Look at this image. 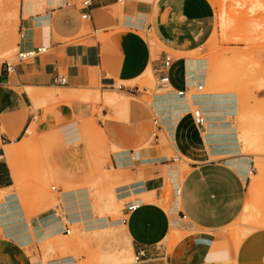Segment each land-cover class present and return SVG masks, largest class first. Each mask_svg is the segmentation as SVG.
Returning a JSON list of instances; mask_svg holds the SVG:
<instances>
[{
  "label": "crops",
  "instance_id": "1",
  "mask_svg": "<svg viewBox=\"0 0 264 264\" xmlns=\"http://www.w3.org/2000/svg\"><path fill=\"white\" fill-rule=\"evenodd\" d=\"M212 12L209 0H90L87 6L72 0L69 5L48 7L42 14L20 19L19 32L23 37L19 36L18 50L45 49L12 63L8 72L0 71V214H18L16 218L12 216L0 222V264H41L35 259L36 251L32 245L36 241H44L45 238L41 236L49 227L47 222H52L51 230L58 229L49 238L63 233L64 222L72 223L62 200V217L56 210L48 213L30 212L28 215L24 212V200L33 191L31 187H22L21 184L29 182V178L19 175L18 167L8 162L12 161L16 152L11 145L22 140L28 142L35 136L32 132H49L56 123L60 124L61 131L72 118L87 116L89 112L80 101L89 100L79 96L87 90L93 91L97 86L112 87L121 81L117 84L119 89L131 93L129 89L139 87V84L129 82L143 70L149 69L153 75L157 74L163 55L167 54L162 47L182 53L190 28L210 17ZM82 13H87L88 17L82 18ZM144 29L150 33L153 47L141 35ZM157 46L161 49L157 50ZM179 60L172 59L168 70L170 82L174 88L184 84L191 88L194 84L190 85L186 81L185 59L182 64ZM56 75H64L65 82H54L53 77ZM50 87H57L60 92ZM83 88H86L83 92L69 94L72 89ZM169 92L179 99L184 98L179 97L174 90ZM44 96L54 97L55 104L50 109L41 107L36 111L32 102L40 101ZM94 98L106 106L115 105L119 108L117 112L102 109L101 119L96 120L97 125L94 124L97 126L94 131L98 142L106 145L104 163L120 168L123 175L127 176L113 187L116 201L138 198L140 202L139 207L128 213H125L122 205L120 214L125 217L124 221L119 218L118 223L111 224L120 228L114 236L123 241L122 245L128 253L139 255L137 260L129 264H264L263 227L247 228L236 241L221 223L203 225L193 220H182L186 214L180 205L183 204L185 211L191 215L193 208L186 202L187 181L181 182V166L174 162L176 159L170 160L168 153L174 150L193 158L199 155L200 150L203 152L198 148L200 139L197 131L188 128L193 123L191 103L198 99L191 101L187 95L184 98L185 110L166 118L160 110L163 107L156 106V102L152 101L153 95L150 107L154 113H161L159 116L165 121L161 123L153 113L149 116L139 105L130 107V98L120 93H99ZM202 111L205 123L200 137L206 148L203 156L207 155L206 158L192 160L189 165L192 168H212L217 166L215 164L219 167L223 164L241 180H246L251 173L248 157L227 158L215 164L213 159L207 157L233 154L239 151V147L235 128L221 110L213 107ZM32 113L36 114V119L24 138ZM167 121L173 122L170 127L166 126ZM74 123L77 131L73 136L78 137L69 142H65L62 136V139L57 137L48 155L49 161L56 167V175L60 176V171H63L66 175L62 176L72 180L90 175L94 167L84 142H81L77 121ZM162 126L168 133L165 135L169 138L166 144L160 143L158 132L162 131ZM252 152L255 155L264 153L263 139L255 140ZM163 164L166 165V176L179 188L168 206V213L163 210L161 203H144L143 199L136 197L150 189H155L156 199L160 197L162 179L154 172ZM199 179L203 184L208 182L205 176ZM181 184L184 185L183 192ZM57 188L60 193V187ZM76 189L79 191L74 192ZM73 190L76 199L73 205L79 199H86L89 206L84 215L95 217L88 189ZM79 194L83 196L80 198ZM30 199L34 200L33 197ZM104 216L109 218L108 215ZM172 219L177 220V223L172 222ZM79 222L83 229L92 224L91 219L86 218H79L76 223ZM196 224L199 229L175 233L173 238L176 239L169 246L173 236L171 227L195 228ZM78 259L69 253L48 259L45 264H78Z\"/></svg>",
  "mask_w": 264,
  "mask_h": 264
},
{
  "label": "rangeland",
  "instance_id": "2",
  "mask_svg": "<svg viewBox=\"0 0 264 264\" xmlns=\"http://www.w3.org/2000/svg\"><path fill=\"white\" fill-rule=\"evenodd\" d=\"M24 2L25 0H0V62L6 60L15 63L19 60L17 43L20 19L36 13L42 14L48 8L43 0L39 8L36 5L29 8ZM209 3L213 7L211 16L193 24L182 46V53L168 48L162 47V49L171 56V59L180 58L181 64L183 59L188 57L198 56L207 60L208 74L203 81L199 82L202 83V89L194 92V86H192L187 92L189 97L198 99L197 102L191 103V107L197 105L201 110L213 107L221 110L226 120L235 128L239 147V151L233 154L207 157L213 159V163L227 158L248 157L251 173L243 181L232 169H228L223 164L221 167L214 163L217 166L212 168H192L189 165L192 160L206 158L207 155L203 156L206 148L200 137V131L203 128H197L193 123L188 128H194V131H197L200 139L198 148L203 152L200 150L199 155L192 158L187 154L170 150L168 157L170 160L176 158L174 162L181 166V182L187 181L186 202L192 206L193 214L185 211L184 205L181 204L180 209L186 214L182 220H193L203 225L212 222L221 223L227 228L225 230L238 241L247 228H264V153L255 155L252 152V144L255 140H264V0H209ZM141 35L153 47L150 33L146 29L141 32ZM160 49L161 47L157 46V50ZM120 82L118 81L112 87L97 86L94 87L95 90H87L79 95L82 99L89 100H78L89 112L87 116L72 118L71 122L61 128V131L60 124L56 123L49 132L43 134L32 132L35 136L28 142L22 140L20 143L11 145L16 152L13 154L12 161L7 160L9 164L12 162L15 167H18L19 175L29 178V182L21 184L22 187H29V189L31 187L33 191L24 200V212L28 215L30 212L48 213L56 210L62 217V200L68 215L71 216L69 234L59 233L49 238L51 234L58 231V229H50L52 222L49 220L47 222L49 227L44 233H50L43 237L49 239L36 241L32 245V249L36 251L35 259L41 264H45L48 259L69 253L79 258L78 264H129L134 261L133 252L129 254L122 245L123 241L114 236L120 228L111 226L118 223L119 218L122 217L120 208L124 203V201H116L113 187L123 182L127 176L123 175L124 172L120 171V168H113L110 163H104L106 145L98 142L94 131L97 128L96 120L101 119L102 109L117 112L119 108L115 105L106 106L101 100H96L94 95L117 92L130 98V107L139 105L149 116L156 111L154 113L150 107L151 94H131L117 88ZM135 82L139 84V87L152 88L154 86L153 72L149 69L143 70L129 83ZM50 88L60 92L57 87ZM85 90L86 88L72 89L69 94ZM55 102L54 97L44 96L40 101L32 102V107L36 111L41 107L50 109ZM156 115L159 122H165L157 113ZM75 121L82 136L81 142H84L94 167L90 175L72 180L62 176L66 175L63 171H60V176L56 175V167L49 161L48 155L50 146L53 142L56 143L57 137L62 136L65 142L78 137L73 136L77 131ZM172 123L167 121L166 126L170 127ZM158 134L160 143L166 144L169 141V138L165 137L168 133L163 126ZM103 139L106 143L104 135ZM112 147L115 148L113 145ZM165 167V164L160 165L154 172L162 179L160 197L155 198V189L140 193L136 197L143 199L144 203H161L163 210L168 213V206L173 200L177 187L166 176ZM203 176L208 178L206 184L199 179ZM52 186L60 187V193L58 188L56 190ZM74 188L88 189L95 217L84 215L89 206L86 199H79L78 203L73 205V202H76L73 195ZM183 190L184 185L181 192ZM77 191L79 189L74 192ZM82 196L83 194L78 195L80 198ZM30 197L34 200L32 201ZM104 215H108L109 218ZM79 218L80 220L91 219L92 224L83 229L80 222L76 223ZM104 218L107 219L106 222L103 221ZM261 223H263L262 226H260ZM198 226L196 224L195 228L184 229L171 227L173 236L169 246L176 239L173 238L176 236L175 233L199 229Z\"/></svg>",
  "mask_w": 264,
  "mask_h": 264
},
{
  "label": "built area",
  "instance_id": "3",
  "mask_svg": "<svg viewBox=\"0 0 264 264\" xmlns=\"http://www.w3.org/2000/svg\"><path fill=\"white\" fill-rule=\"evenodd\" d=\"M120 1V0H119ZM51 5L49 7H59V6H64V5H69L71 4L72 0H50ZM81 6H87L90 4V0H80ZM82 18H87L88 15L87 13H82L81 14ZM19 36L23 37V34L21 32H19ZM45 48L44 47H37L35 49H31V50H18L17 51V58L18 59H23L26 58L28 56L33 55L34 53L38 52V51H43ZM172 63V59L171 56L169 54H164L163 55V59L161 61L160 66L157 68L156 70V75H154V86L152 88H149L147 86H141V87H132L129 89V91L131 93L134 94H138V93H148L151 94L152 96L154 94H157L159 91L162 90H174V92H176V94L179 97H184L186 98L187 96V92H189V88L186 84H184L182 87L180 88H174L170 82L169 79V75H168V70L171 66ZM12 66V63H10L9 61H1L0 62V71L5 70L6 72L10 71ZM54 82L58 83V84H63L65 82V77L64 75H56L55 77H53ZM117 88H120L119 85H117ZM202 89V83H199L197 85H194V92L200 91ZM190 116L192 119L193 124L197 127V128H203L204 122H205V116L201 110V108H199L197 105H192V107L190 108ZM36 119V114H31L29 121L27 123L25 132L27 131V129L32 125L33 121H35ZM176 159V158H173ZM52 188L55 189L54 186H52ZM179 188L177 187L175 189V193H178ZM140 202L138 198H134V199H128L126 201H124L123 203V210L125 211V213L131 212L133 210H135L137 207H139ZM125 217L122 216L121 217V221H124ZM63 233L65 234H69L70 233V227L68 222H64V227H63ZM138 254H136L134 256V259L137 260L138 259Z\"/></svg>",
  "mask_w": 264,
  "mask_h": 264
},
{
  "label": "bare ground",
  "instance_id": "4",
  "mask_svg": "<svg viewBox=\"0 0 264 264\" xmlns=\"http://www.w3.org/2000/svg\"><path fill=\"white\" fill-rule=\"evenodd\" d=\"M43 1H45L47 3V6L48 7L51 5L50 0H43ZM41 2H42V0H25L24 4H26L29 8L33 7V5H36V7L39 8L41 6ZM208 67L209 66L207 64V60L204 59V58H202V57H198L197 56V57H188V58H186L185 59V75H186V81H187V83L190 84V85L191 84H194V85L199 84V82H201L202 79L206 76ZM263 81H264V79H263ZM188 88H189V86H188ZM170 90H162V91H159L157 94H154V98L152 100L153 102L154 101L156 102V106L157 105H160V106L163 107V109H160V110H162L161 112L164 114V117H166V118L173 117L174 115H178V113L180 111L185 110V108H186V101L184 100V98H180V99L177 98V96H174L173 94H171L169 92ZM195 98H191V101L192 100L194 101ZM154 115L157 117L156 114H154ZM27 136H28V131H26L24 138H26ZM249 170L251 171L250 165H249ZM2 213L0 214V222H4V220L9 219L12 216H14V215H11V213H6V214H2ZM16 215H18V214H16ZM172 222L177 223V220H173L172 219ZM5 225H6V223H5ZM49 233L50 232L44 233L41 237H45Z\"/></svg>",
  "mask_w": 264,
  "mask_h": 264
}]
</instances>
